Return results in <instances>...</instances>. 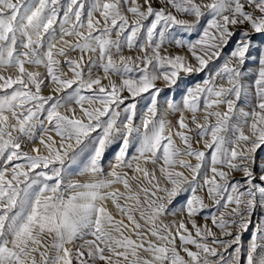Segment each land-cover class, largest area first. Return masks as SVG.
<instances>
[{
	"label": "snow or ice",
	"instance_id": "snow-or-ice-1",
	"mask_svg": "<svg viewBox=\"0 0 264 264\" xmlns=\"http://www.w3.org/2000/svg\"><path fill=\"white\" fill-rule=\"evenodd\" d=\"M258 37L264 0H0V264H264Z\"/></svg>",
	"mask_w": 264,
	"mask_h": 264
},
{
	"label": "rangeland",
	"instance_id": "rangeland-1",
	"mask_svg": "<svg viewBox=\"0 0 264 264\" xmlns=\"http://www.w3.org/2000/svg\"><path fill=\"white\" fill-rule=\"evenodd\" d=\"M260 39H264V37H258L257 38V42H259ZM40 70L41 71H44L43 68H41ZM200 75H203V74H200ZM183 81L184 82L179 85V88H177L175 90H173V89H166L165 90V92L169 95L170 98L171 97H174L177 101H179L180 98H181V94L184 92V90H185V88L187 86H192L195 83L200 82V76L197 75V76H192V77H183ZM45 94H47V92H45ZM162 95H163V93H162ZM139 107L140 106H138V108ZM144 111L146 112V108L144 109ZM139 117H140V112L138 111V119H137L136 123H139ZM197 147H202V145H198ZM116 151H118V149L116 148V146H113L112 149L107 154V159L108 160H112L113 159V156H114V154H115ZM193 163H195V161H193ZM235 178L237 180H239L241 177L237 174L235 176ZM117 218L120 219L119 216ZM258 218L259 217H257V219ZM171 219H172V217L166 218L165 219V223H168ZM198 222H202V221H200L199 218H198ZM125 223H127L126 220H125ZM243 239H244L245 243L248 242L249 237H248V234L247 233L244 234Z\"/></svg>",
	"mask_w": 264,
	"mask_h": 264
}]
</instances>
